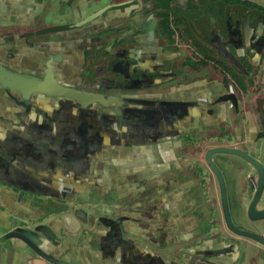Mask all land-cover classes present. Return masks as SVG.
Returning a JSON list of instances; mask_svg holds the SVG:
<instances>
[{"label": "flooded vegetation", "instance_id": "af4514ba", "mask_svg": "<svg viewBox=\"0 0 264 264\" xmlns=\"http://www.w3.org/2000/svg\"><path fill=\"white\" fill-rule=\"evenodd\" d=\"M263 57L264 0H0V64L40 79L50 66L70 89L0 85V234L38 228L40 247L75 264H245L247 237L223 212L213 255L185 244L203 213L195 201L208 214L198 228L214 211L198 168L167 159H192L223 136L210 147L263 160L264 95L253 96L264 89ZM242 130L247 146L235 138ZM229 155L212 159L230 184L243 170ZM249 171L247 160L255 185ZM239 203L237 227H247ZM22 244V258L42 259Z\"/></svg>", "mask_w": 264, "mask_h": 264}, {"label": "water", "instance_id": "95a60500", "mask_svg": "<svg viewBox=\"0 0 264 264\" xmlns=\"http://www.w3.org/2000/svg\"><path fill=\"white\" fill-rule=\"evenodd\" d=\"M50 67V66H49ZM47 67V73L44 79L33 77L26 74H21L16 71H12L0 64V85L19 90L22 94L28 95L35 90H41L48 94H65L70 89L62 87L52 77V71ZM214 153H228L237 156L240 160L238 162V170H243L241 176L244 180L242 184V196L240 198V208L246 199V207L242 209V214L246 215L249 221V227H237L234 225L230 205L228 199L227 185L224 174L218 167V165L212 159ZM205 161L215 174L220 190V202L223 212V217L226 226L231 231L238 235L251 238L259 246L264 249V163L256 155H252L247 152V149L237 146H213L206 149L204 154ZM247 160L250 164V171L248 174L255 179V185L249 184L247 186ZM242 163V164H241ZM244 166V167H242ZM241 167V168H240ZM244 168V169H242ZM48 232H46L47 234ZM36 234L33 230L15 227L9 231L0 234V252L2 248V241L8 238H15L27 243L37 255L41 256L47 262L51 264H75L55 255L53 252L48 251L46 248L40 247L37 242L34 241ZM15 260H6L4 264H15Z\"/></svg>", "mask_w": 264, "mask_h": 264}, {"label": "crops", "instance_id": "0c3cea01", "mask_svg": "<svg viewBox=\"0 0 264 264\" xmlns=\"http://www.w3.org/2000/svg\"><path fill=\"white\" fill-rule=\"evenodd\" d=\"M261 63L264 64V57L261 59ZM261 64V65H263ZM264 69L262 71H260L259 77L260 75L263 73ZM258 74L255 75V79L258 78ZM257 81V80H256ZM261 89H257L256 91H254L253 96L256 97H260L262 95H264V89L262 88V91H260ZM241 101H243V105L246 107L247 109V103L249 101H247V95H239ZM256 101V100H255ZM250 102V101H249ZM254 103V102H253ZM260 103V102H259ZM260 105L263 106V103H261ZM226 109H227V105H226ZM241 124L244 125L245 121L244 119L241 118ZM257 126H256V130H262L263 129V125L262 122L259 120V122H257ZM241 135L239 137H235L237 138L240 143L243 145L247 146V132L244 130L241 131L240 133ZM226 138H224L223 136L220 137L218 140H216L215 142H211L210 140H207L204 142V145L202 147L201 150H199L198 153H194L195 155H193L194 158H190L191 154H174L173 157H169L167 159V164L169 166V168H171V166L173 165H180V167L182 169L187 168L189 171H192V169H197L199 173H201V181H199L200 183L202 182V184H205L207 193L205 195V198L209 200L211 208H213L214 211V216L212 215L211 219L209 221V223L203 224L201 228H198L199 226V221H201V219H208V214L206 212H204V206L201 204L202 201H198L200 202L198 204V202L195 201L194 205L196 207V209H198V211H203V213L201 214V216H198L197 212L195 218H194V222L192 224V226L190 227V229L192 230L191 233L194 234V237L190 240H187L185 244L187 245H198L199 247H201L200 249L203 250L202 248H207V250H210V252L212 253L213 249V245L215 242H217V240H215V238L219 235H221L222 233L225 234L227 227L225 225H223V221H222V210H221V204H220V193H219V188L217 185V181L215 178V174L213 173V171L207 166V164L205 163L204 160V154H205V150L210 147L211 143H219V142H223V140H225ZM260 146H261V157L264 162V137L261 136L260 137ZM220 154H224V153H220ZM232 156L234 158L235 161H238L239 158L237 156H233V155H229ZM231 157V158H232ZM166 164V163H165ZM166 164V165H167ZM168 170V168H167ZM197 175V174H195ZM230 178H231V183H230V187H231V193L229 194V201L231 204V201H234V204L236 205L235 207L237 208L236 211L238 212V200L241 198V196L243 194H241L242 192V184H244V180L242 179V176H239L237 178V181H235V171L231 172ZM225 177V176H224ZM241 188V189H240ZM248 201V199H246L244 201V204L246 205V202ZM197 203V204H196ZM246 207V206H244ZM207 210V209H205ZM38 228H35L33 231L34 233L36 232ZM49 232V231H48ZM36 234V233H35ZM222 234V235H223ZM47 237H53V234L51 233V230L49 233H47L46 235ZM37 237V236H36ZM41 238V237H40ZM43 239V238H42ZM241 241L247 243V259L245 260V264H264V249L259 246L254 240H252L251 238L247 237V241L246 239H241ZM13 243H7L6 246L4 245L2 248V257H1V262L0 264H4L6 260H15V264H51L49 262H47L45 259H39L38 257H36V255L32 256V257H24L22 258L24 252L26 253V251L24 249H22L23 245L22 241L18 240V239H13L12 241ZM179 247H168V249H166V251H168V254H176L179 253ZM107 249H110L111 252H114V250L110 247H108ZM30 254V253H29ZM28 254V255H29ZM60 257H64V258H69L66 254L64 253H59ZM27 255V253H26ZM213 255V253H212ZM207 256H211V255H207ZM102 257V258H101ZM165 257V255H164ZM213 258V256H211ZM112 259L114 258L112 255L108 254V253H100V259ZM167 258V257H166ZM24 259V260H23ZM23 261V262H22ZM235 264V263H232Z\"/></svg>", "mask_w": 264, "mask_h": 264}, {"label": "rangeland", "instance_id": "374dc122", "mask_svg": "<svg viewBox=\"0 0 264 264\" xmlns=\"http://www.w3.org/2000/svg\"><path fill=\"white\" fill-rule=\"evenodd\" d=\"M218 164H220L218 162ZM221 166V170L224 172V176H225V180H226V185H227V192H228V197H229V194L231 193V187H230V184H229V180H228V174L225 170V168L223 167V165H220ZM244 208V206H242V208H240L241 210ZM236 207L232 208L231 207V204H230V212H231V217H232V221L234 223L235 226H241L240 224H243L242 223V217L238 216L239 213L236 211ZM247 227H249L248 225V221H247Z\"/></svg>", "mask_w": 264, "mask_h": 264}]
</instances>
